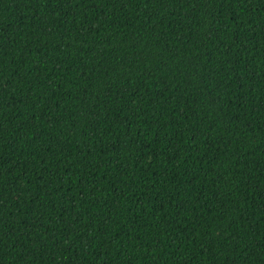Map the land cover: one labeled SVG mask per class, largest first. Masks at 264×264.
I'll return each instance as SVG.
<instances>
[{
	"label": "trees",
	"instance_id": "16d2710c",
	"mask_svg": "<svg viewBox=\"0 0 264 264\" xmlns=\"http://www.w3.org/2000/svg\"><path fill=\"white\" fill-rule=\"evenodd\" d=\"M0 264H264V0H0Z\"/></svg>",
	"mask_w": 264,
	"mask_h": 264
}]
</instances>
